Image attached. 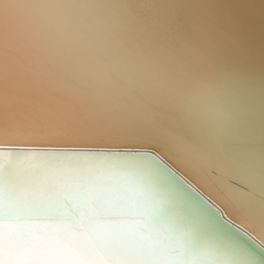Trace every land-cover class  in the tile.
<instances>
[{"label":"bare ground","instance_id":"bare-ground-1","mask_svg":"<svg viewBox=\"0 0 264 264\" xmlns=\"http://www.w3.org/2000/svg\"><path fill=\"white\" fill-rule=\"evenodd\" d=\"M190 3L0 0V147L152 143L225 217L264 244V156L244 144L258 112L238 81L243 42L217 14L208 24L205 15L209 37L187 36L185 14L208 9ZM198 48L209 59L215 51L211 71ZM86 157L0 152L1 212L13 224L44 217L71 224H61L65 246L40 253L39 241L26 243L0 221L2 263L181 264L156 229L131 217L139 207L147 215L120 191L136 195L135 183Z\"/></svg>","mask_w":264,"mask_h":264},{"label":"water","instance_id":"water-1","mask_svg":"<svg viewBox=\"0 0 264 264\" xmlns=\"http://www.w3.org/2000/svg\"><path fill=\"white\" fill-rule=\"evenodd\" d=\"M190 1L181 0V5ZM195 1L202 4L204 2L208 5V9L203 7L198 15L193 12L185 14L191 25V28L186 31L187 36L191 37V33L203 32L209 37L208 26L204 25L203 21L206 15L208 17L206 24H208L212 20L211 15L216 14L231 21L234 32L236 33L237 30L239 33L237 36L243 42V48L240 45L242 50H240L238 66L241 73L238 71V81L240 80L241 89L245 91V95L249 94V100L255 104L254 110L258 112L257 118L252 122L253 135L244 144H250L255 151L264 156V0ZM195 11L197 12L196 9ZM177 30L182 29L177 27ZM221 33L225 35L222 29ZM178 35L182 39L181 35ZM198 50L211 71L215 51L211 52L209 59L202 50L199 48ZM220 53L222 54L221 50ZM218 57L221 62L223 54ZM61 148L66 149L31 150L0 147V152L88 156L86 158L100 161L110 170L125 174L123 178L129 177L137 186L136 188L133 186L136 190L130 189L136 195H132L127 190H120L121 193L131 200L134 197L136 202L145 207L147 214L145 215L139 207V214L131 217L133 220H142L151 233H153L151 228L156 229L157 234L162 237L161 244L169 251L170 257H175L174 259L181 264H264V244L233 220L225 217L221 207L187 180L172 161L161 157L154 144L137 142L117 146ZM125 184L129 186L127 182ZM231 184L239 186L237 182H231ZM239 187L245 190L243 185ZM138 197L142 200L140 201ZM123 199H119V202L124 203ZM79 210L76 208L77 212ZM127 211L131 213L130 208ZM47 218L56 217L26 219L28 221L13 224L16 222L11 215L3 214L0 209V221L8 222L9 228L15 226L18 229L17 233L29 234L33 223H38L35 225L48 228L51 226L65 237L63 233L67 232L61 225L63 222L47 220ZM87 218L94 223L93 216H87ZM18 221L23 220L18 219ZM63 225L67 228L71 226L67 223ZM243 225L250 230L249 226L244 223ZM75 230L81 229L76 226ZM71 231L74 230L71 229ZM68 240L73 247V242ZM90 251V249L87 250L88 254L96 259ZM0 264H3L1 258Z\"/></svg>","mask_w":264,"mask_h":264}]
</instances>
